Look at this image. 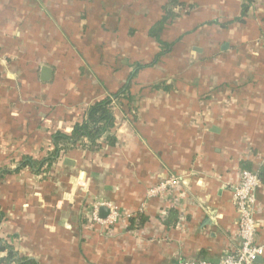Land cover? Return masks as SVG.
Here are the masks:
<instances>
[{"label": "crops", "instance_id": "obj_1", "mask_svg": "<svg viewBox=\"0 0 264 264\" xmlns=\"http://www.w3.org/2000/svg\"><path fill=\"white\" fill-rule=\"evenodd\" d=\"M170 1L0 0V260L218 262L238 247L240 169L261 174L264 244V0ZM166 8L162 53L150 29ZM128 80L95 147L61 151L45 173L19 168ZM170 175L176 192L145 198ZM95 202L117 209L113 226L91 221Z\"/></svg>", "mask_w": 264, "mask_h": 264}, {"label": "built area", "instance_id": "obj_2", "mask_svg": "<svg viewBox=\"0 0 264 264\" xmlns=\"http://www.w3.org/2000/svg\"><path fill=\"white\" fill-rule=\"evenodd\" d=\"M260 177L257 172L240 169L238 182L233 188L232 203L237 214L236 234L238 247L218 262L183 261L181 264H255V260L264 255V244L256 243V222L254 219L256 192L260 186ZM182 184V178L170 175L146 191V199L155 198L162 193H174ZM143 207V205H142ZM100 208H106L108 214L105 218L99 217ZM143 208L140 209L142 213ZM137 214L129 217L139 222ZM119 218V212L110 203L95 202L91 209V221L94 224L108 227L113 226Z\"/></svg>", "mask_w": 264, "mask_h": 264}, {"label": "trees", "instance_id": "obj_3", "mask_svg": "<svg viewBox=\"0 0 264 264\" xmlns=\"http://www.w3.org/2000/svg\"><path fill=\"white\" fill-rule=\"evenodd\" d=\"M174 3H177L175 0H171L169 3L166 4V7H171ZM174 13L172 9L168 10L165 9V14L161 21H158L151 29L150 35H152L158 41V33L162 29L163 23L167 18L173 17ZM159 44L162 46L161 52L163 53L165 50L166 45L163 44L162 41H158ZM129 80L125 82V84L115 93L110 94V96L105 97L104 99L94 103L92 106L88 108L86 111L85 119L78 124H75L73 130L70 134L64 133H55L52 136V145L53 149L47 152L46 156L42 157L39 160H34L32 158H24L19 163V168L23 167H30L34 169L35 173H39L43 171L45 173L46 166L49 165L58 157L60 152H65L68 149H71L76 146L88 147L93 148L96 145V141L100 138V136L109 131L113 126V118L111 113V104L112 102L118 99H127V94L129 92ZM110 140V139H109ZM45 166V169L41 170ZM6 170H0V178L6 174ZM259 174V173H258ZM261 174H259V177ZM143 216L140 217V219ZM1 219V218H0ZM134 221L131 222V226L133 225ZM6 249V246L0 241V252ZM12 257L10 253H8L5 260H0V264H8L11 262ZM16 262V261H15ZM18 264H35L32 261H28L24 258H20L17 260Z\"/></svg>", "mask_w": 264, "mask_h": 264}, {"label": "water", "instance_id": "obj_4", "mask_svg": "<svg viewBox=\"0 0 264 264\" xmlns=\"http://www.w3.org/2000/svg\"><path fill=\"white\" fill-rule=\"evenodd\" d=\"M51 75V70L48 67H42L40 73V79L42 81H48ZM108 214V210L106 208H100L99 210V217L105 218ZM260 257L255 260V263L260 261Z\"/></svg>", "mask_w": 264, "mask_h": 264}]
</instances>
